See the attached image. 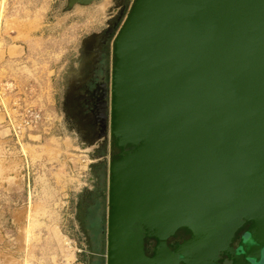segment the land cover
<instances>
[{"label":"water","instance_id":"water-1","mask_svg":"<svg viewBox=\"0 0 264 264\" xmlns=\"http://www.w3.org/2000/svg\"><path fill=\"white\" fill-rule=\"evenodd\" d=\"M128 1L106 264H264V0Z\"/></svg>","mask_w":264,"mask_h":264},{"label":"rangeland","instance_id":"rangeland-1","mask_svg":"<svg viewBox=\"0 0 264 264\" xmlns=\"http://www.w3.org/2000/svg\"><path fill=\"white\" fill-rule=\"evenodd\" d=\"M111 1L66 11L67 0H0L4 264H106L109 164L100 175L97 158L71 138L60 110V79L81 39L104 26ZM33 111L41 119L20 147L13 129ZM98 217L100 239L91 248L90 222Z\"/></svg>","mask_w":264,"mask_h":264},{"label":"flooded vegetation","instance_id":"flooded-vegetation-1","mask_svg":"<svg viewBox=\"0 0 264 264\" xmlns=\"http://www.w3.org/2000/svg\"><path fill=\"white\" fill-rule=\"evenodd\" d=\"M130 6L128 0L111 1L104 26L81 39L60 79L63 123L73 141L97 158L100 175L117 153L110 126L113 44ZM95 221L90 222L93 231L89 229L88 235L91 248L100 239V218ZM186 237L181 234L176 241Z\"/></svg>","mask_w":264,"mask_h":264},{"label":"built area","instance_id":"built-area-1","mask_svg":"<svg viewBox=\"0 0 264 264\" xmlns=\"http://www.w3.org/2000/svg\"><path fill=\"white\" fill-rule=\"evenodd\" d=\"M40 119H41V115L39 112L36 111L31 112L30 119L25 120L24 123H21L20 126H17V128L13 129V135L15 137L14 143L21 147L27 129L31 128V126L34 123L38 122Z\"/></svg>","mask_w":264,"mask_h":264},{"label":"crops","instance_id":"crops-1","mask_svg":"<svg viewBox=\"0 0 264 264\" xmlns=\"http://www.w3.org/2000/svg\"><path fill=\"white\" fill-rule=\"evenodd\" d=\"M4 117H5V115H4ZM0 264H4L3 261H0Z\"/></svg>","mask_w":264,"mask_h":264}]
</instances>
